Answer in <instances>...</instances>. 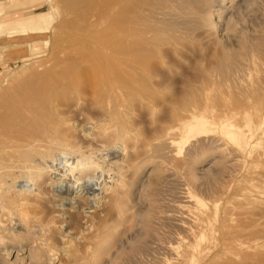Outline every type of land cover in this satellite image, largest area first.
<instances>
[{
	"label": "bare ground",
	"instance_id": "bare-ground-1",
	"mask_svg": "<svg viewBox=\"0 0 264 264\" xmlns=\"http://www.w3.org/2000/svg\"><path fill=\"white\" fill-rule=\"evenodd\" d=\"M233 1L112 0L113 9L99 16L112 19L114 29L90 30L80 38L86 45L69 34L62 48L47 51L0 83V251H7V258L46 264V248L56 238L71 264H98L93 246L84 256L66 246V237L76 236L64 225L96 223L98 240L124 227V205L133 199L145 168L156 170L170 160L177 136L186 135L193 111L208 100L216 66L199 70L195 65L186 78V62L199 54L202 42L208 45L213 33L206 31L207 24L214 28V18L221 22ZM227 54L216 57L224 74L230 66L221 59ZM36 205L54 210L57 228L47 229L50 236L31 217ZM11 217L15 229L4 226ZM146 231L157 236L149 226ZM140 250L117 249L115 260L130 264Z\"/></svg>",
	"mask_w": 264,
	"mask_h": 264
},
{
	"label": "rangeland",
	"instance_id": "rangeland-1",
	"mask_svg": "<svg viewBox=\"0 0 264 264\" xmlns=\"http://www.w3.org/2000/svg\"><path fill=\"white\" fill-rule=\"evenodd\" d=\"M227 6L223 20L212 18L215 27L208 23L205 28L213 33L212 41L209 37L206 46L202 42L199 54L187 59L186 78L195 65L200 70L213 63L216 68L208 100L193 111L186 135L177 136L170 149L172 159L160 162L156 170L152 165L145 168L133 199L124 205L127 222L116 235L98 240L96 223L73 222L64 226L76 236L70 238L78 240L66 237V246L73 245L83 256L93 246L98 264H117V249L130 252L135 247L140 254L130 264H264V235H259L264 232V0H236ZM107 9H113L112 0H0V83L24 72L47 51L62 48L69 34L75 33L77 43L86 45L80 40L85 33L114 29L112 19L100 20ZM86 25L89 29L84 31ZM224 52L228 54L221 61L230 66L225 74L216 63ZM210 53H215L213 58ZM34 208L42 213L31 212L32 219L44 225L48 235L47 229L56 227L53 208ZM14 219H5L4 226L15 229ZM87 224L92 226L86 229ZM147 226L157 236L147 235ZM88 229L93 233L84 232ZM59 242L53 238L54 247L46 248V264H71L62 256ZM0 264L29 262L21 256L17 261L7 258L2 250Z\"/></svg>",
	"mask_w": 264,
	"mask_h": 264
}]
</instances>
